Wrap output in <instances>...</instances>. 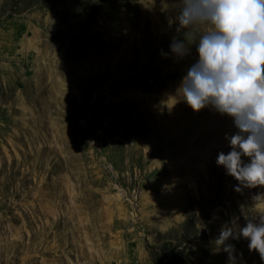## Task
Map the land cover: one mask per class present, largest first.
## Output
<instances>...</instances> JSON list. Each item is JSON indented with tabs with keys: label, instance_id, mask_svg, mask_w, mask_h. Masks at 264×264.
Instances as JSON below:
<instances>
[{
	"label": "rangeland",
	"instance_id": "obj_1",
	"mask_svg": "<svg viewBox=\"0 0 264 264\" xmlns=\"http://www.w3.org/2000/svg\"><path fill=\"white\" fill-rule=\"evenodd\" d=\"M171 4L0 0V264H264L215 244L264 187L216 163L232 118L172 100Z\"/></svg>",
	"mask_w": 264,
	"mask_h": 264
},
{
	"label": "clouds",
	"instance_id": "obj_2",
	"mask_svg": "<svg viewBox=\"0 0 264 264\" xmlns=\"http://www.w3.org/2000/svg\"><path fill=\"white\" fill-rule=\"evenodd\" d=\"M171 8L169 23L178 25L172 54L182 59L190 46L198 54L172 100L196 113L211 107L232 118L231 150L219 153L216 163L238 182L236 192L264 187V0H172ZM253 201L255 213L241 205L245 225H226L215 240L230 261L234 247L226 241L243 238L264 262V193Z\"/></svg>",
	"mask_w": 264,
	"mask_h": 264
},
{
	"label": "bare ground",
	"instance_id": "obj_3",
	"mask_svg": "<svg viewBox=\"0 0 264 264\" xmlns=\"http://www.w3.org/2000/svg\"><path fill=\"white\" fill-rule=\"evenodd\" d=\"M168 3V2H167Z\"/></svg>",
	"mask_w": 264,
	"mask_h": 264
}]
</instances>
